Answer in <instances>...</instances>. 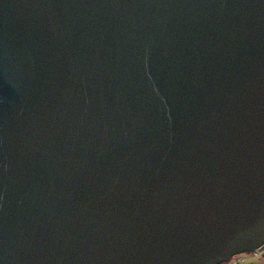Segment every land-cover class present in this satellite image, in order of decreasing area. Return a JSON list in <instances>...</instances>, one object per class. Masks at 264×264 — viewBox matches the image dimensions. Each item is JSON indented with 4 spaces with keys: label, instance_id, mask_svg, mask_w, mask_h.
Instances as JSON below:
<instances>
[{
    "label": "water",
    "instance_id": "1",
    "mask_svg": "<svg viewBox=\"0 0 264 264\" xmlns=\"http://www.w3.org/2000/svg\"><path fill=\"white\" fill-rule=\"evenodd\" d=\"M263 248L264 0H0V264Z\"/></svg>",
    "mask_w": 264,
    "mask_h": 264
},
{
    "label": "crops",
    "instance_id": "2",
    "mask_svg": "<svg viewBox=\"0 0 264 264\" xmlns=\"http://www.w3.org/2000/svg\"><path fill=\"white\" fill-rule=\"evenodd\" d=\"M223 264H264V248L259 251L236 255Z\"/></svg>",
    "mask_w": 264,
    "mask_h": 264
},
{
    "label": "rangeland",
    "instance_id": "3",
    "mask_svg": "<svg viewBox=\"0 0 264 264\" xmlns=\"http://www.w3.org/2000/svg\"><path fill=\"white\" fill-rule=\"evenodd\" d=\"M240 255V254H239ZM235 257V256H234Z\"/></svg>",
    "mask_w": 264,
    "mask_h": 264
}]
</instances>
